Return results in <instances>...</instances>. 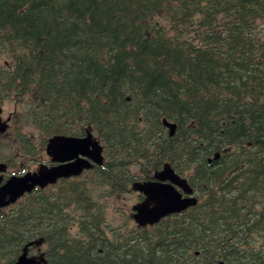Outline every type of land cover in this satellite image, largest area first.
Instances as JSON below:
<instances>
[{"label":"trees","instance_id":"1","mask_svg":"<svg viewBox=\"0 0 264 264\" xmlns=\"http://www.w3.org/2000/svg\"><path fill=\"white\" fill-rule=\"evenodd\" d=\"M7 99L39 131L17 136V167L38 160L42 136L91 126L111 195L125 163L170 162L199 201L108 246L91 193L37 187L0 215V264L30 243L48 264H264V0H0Z\"/></svg>","mask_w":264,"mask_h":264},{"label":"flooded vegetation","instance_id":"2","mask_svg":"<svg viewBox=\"0 0 264 264\" xmlns=\"http://www.w3.org/2000/svg\"><path fill=\"white\" fill-rule=\"evenodd\" d=\"M13 102V103H12ZM9 103H12V107L9 108ZM0 108H2L0 112V123L2 128L5 127L4 131L0 133V162H3L7 165V169L5 171H0V186L5 184L11 177L16 175H24L25 173L36 170L37 167L33 168L31 164V158L25 156L24 160L20 162L19 166L17 167V155L15 151V142L17 139V136H33L32 133V125H30L29 119H24L20 113V109L18 107L17 102L11 101L9 99L4 100L0 104ZM24 123V124H22ZM88 132H91L95 138H97L100 141V144L103 146V156L104 160L102 164H97L88 156H81L82 158H85L89 161L90 164H92L91 167L83 169V171L78 175H72L69 177H61L59 178L55 183H50L47 186L43 187L42 189H49L53 188L57 185H59L61 182L64 181H75L76 184L83 188V192L91 193V197H87L88 201L93 203L94 201L99 202V210H100V227L103 229L104 234L107 238H109L108 246L112 245V240L116 239L117 236L122 237H132V239H137L138 237H141L142 232L144 230H151L154 227H156V224H149V225H140L136 219L135 214L137 211L134 209L136 205L143 202L146 199V195L139 191L134 189L135 183L138 182H146V181H157L156 179V173L163 170L164 166L168 162H164V164L158 168L153 169L150 166H143L140 163H133V161H130V163H125L123 165V171H122V177L120 183L117 185L124 190L116 193L114 195H111V179H110V172L107 169V174L105 176L106 183L103 184L101 181H96V167L97 166H103L106 158L107 153L105 149L104 142L101 138H99L95 133L91 126L83 127V130L78 133V135H70V134H60V135H66V136H73L77 138H83L87 136ZM52 136H42L41 140L43 141V147L41 149V155L36 161L38 165L41 166H57V165H64L68 164L72 161H74L76 158L80 157L77 156L73 159H68L66 161H54L53 156L48 153V143ZM67 156V155H65ZM20 161V159H19ZM175 171L181 175V177L187 178V173H180L177 171V169L171 165ZM143 169H146V171H143ZM164 183H170V181H165ZM97 185L103 186L106 190L103 192H100L98 196H96V188ZM193 187V186H192ZM176 188L179 190V192L182 194L183 197H188L189 195L184 192L183 189L180 187ZM194 188V187H193ZM26 194L22 195L17 201L19 202L22 199L26 198ZM194 195L198 197V191L194 188ZM87 198H79L78 201L85 202ZM120 199L123 200L124 204H127V200L134 201L131 203L130 207L123 206L120 202ZM11 203L8 206L0 207V215L4 214L5 212H10L14 205L16 204ZM187 208L186 210H188ZM185 211V210H184ZM182 211V212H184ZM180 212V213H182ZM176 213V214H180ZM176 214L169 215L167 217H164L163 219H167L168 217L171 218ZM80 214L75 215L76 221L72 222L71 228L73 229L74 233H78L80 229V220H79ZM103 216V217H102ZM161 219V220H163ZM126 235V236H125ZM40 251V253H38ZM36 255H38V262L37 264H48L47 258H46V252H45V246L41 247L40 249H37L35 252ZM196 256H198L196 254ZM111 264V263H106ZM120 264H134L133 262L123 261Z\"/></svg>","mask_w":264,"mask_h":264},{"label":"water","instance_id":"3","mask_svg":"<svg viewBox=\"0 0 264 264\" xmlns=\"http://www.w3.org/2000/svg\"><path fill=\"white\" fill-rule=\"evenodd\" d=\"M1 110L2 108L0 112ZM163 124L169 129V135L175 136L177 123L164 118ZM4 129L5 127L2 128L0 123V133ZM47 149L54 161L63 162L80 155L90 157L97 164H102L104 160L103 146L91 132L83 138L66 135L52 136ZM220 155V152H216L214 157L209 158L208 161L218 160ZM81 156L68 164L52 167L41 166L36 171L11 177L0 186V207L16 202L22 195L32 192L36 187H45L50 183H55L61 177L78 175L83 169L91 167L92 164ZM6 169L7 165L0 162V171ZM155 176L157 181L138 182L134 185L135 190L146 195V199L134 207L137 211L135 219L140 225L155 224L168 215L182 212L198 203L197 197L192 196L193 189L187 179L177 174L170 163H166L163 170L157 172ZM165 181H170V183H164ZM176 186L183 189L189 196L183 197ZM27 248L11 264H37V257L30 256Z\"/></svg>","mask_w":264,"mask_h":264},{"label":"rangeland","instance_id":"4","mask_svg":"<svg viewBox=\"0 0 264 264\" xmlns=\"http://www.w3.org/2000/svg\"><path fill=\"white\" fill-rule=\"evenodd\" d=\"M12 103H13V102H12ZM12 103H9V108L12 107ZM38 132H39V131H38L37 129L32 128V133H33L34 136H36V134H37ZM32 166H33V168L37 167V166H38L37 162L34 161V162L32 163ZM133 201H134V199H132L131 201H130V200H127V201H126L127 204H124L123 200L120 199V202L122 203V205L125 206V207L128 206V208L130 207V205H131V203H132Z\"/></svg>","mask_w":264,"mask_h":264}]
</instances>
